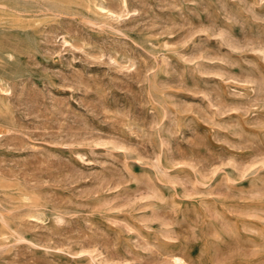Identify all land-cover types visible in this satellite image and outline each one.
Here are the masks:
<instances>
[{"label": "rangeland", "instance_id": "374dc122", "mask_svg": "<svg viewBox=\"0 0 264 264\" xmlns=\"http://www.w3.org/2000/svg\"><path fill=\"white\" fill-rule=\"evenodd\" d=\"M0 264H264V0H0Z\"/></svg>", "mask_w": 264, "mask_h": 264}]
</instances>
